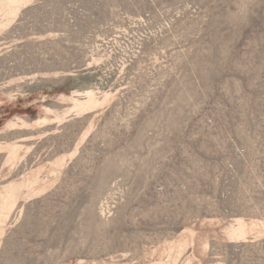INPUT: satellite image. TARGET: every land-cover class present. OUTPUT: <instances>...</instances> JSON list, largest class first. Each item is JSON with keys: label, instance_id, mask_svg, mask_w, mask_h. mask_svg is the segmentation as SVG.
Wrapping results in <instances>:
<instances>
[{"label": "rangeland", "instance_id": "374dc122", "mask_svg": "<svg viewBox=\"0 0 264 264\" xmlns=\"http://www.w3.org/2000/svg\"><path fill=\"white\" fill-rule=\"evenodd\" d=\"M0 264H264V0H0Z\"/></svg>", "mask_w": 264, "mask_h": 264}]
</instances>
